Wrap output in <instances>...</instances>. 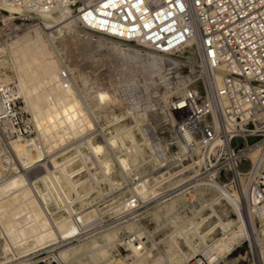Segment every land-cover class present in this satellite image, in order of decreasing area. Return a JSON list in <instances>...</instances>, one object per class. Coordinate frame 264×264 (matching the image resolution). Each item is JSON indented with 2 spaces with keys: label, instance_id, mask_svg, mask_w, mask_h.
<instances>
[{
  "label": "bare ground",
  "instance_id": "1",
  "mask_svg": "<svg viewBox=\"0 0 264 264\" xmlns=\"http://www.w3.org/2000/svg\"><path fill=\"white\" fill-rule=\"evenodd\" d=\"M74 10L43 2V39L40 33L19 38L8 50L38 130V142L33 145L39 144L43 151V209L25 172L27 161L38 159L39 152L14 143L15 173L0 184V234L6 241L5 251L19 259L31 250L48 248L43 264H189L198 253L208 264H230L228 257L247 240L255 260L252 264H264V230L252 219L249 222L236 199L216 184L213 190L197 188L171 197L97 234L85 233L108 212L129 211L127 199L110 196L123 185L127 197L148 201L159 194L157 178L145 176L132 182L142 174L140 162L150 145L145 126L168 118L165 106L171 96L189 91L200 94L201 81L209 75L192 41L174 52L155 51L141 42H124L85 28ZM21 12L0 4L5 20L16 19ZM56 33H64L66 39L67 33L74 50L90 58V73L101 63L107 80L86 75L76 60L67 61L73 51L67 54L64 42L57 44ZM188 47L197 58H187L190 73L184 75L180 55ZM131 72L137 75L127 79ZM182 172L170 173L163 187L181 182ZM99 198L104 207L94 205ZM148 216L155 231L168 225L170 232L156 238L145 223ZM78 231L77 244L66 245V238ZM121 247L126 250L124 255L119 252Z\"/></svg>",
  "mask_w": 264,
  "mask_h": 264
},
{
  "label": "built area",
  "instance_id": "2",
  "mask_svg": "<svg viewBox=\"0 0 264 264\" xmlns=\"http://www.w3.org/2000/svg\"><path fill=\"white\" fill-rule=\"evenodd\" d=\"M43 2L74 7L85 28L124 42H141L155 51L174 52L192 41L209 75L201 81L200 94L171 96L165 106L168 118L145 126L150 145L140 162L142 174L132 182L157 178L159 194L148 201L128 196V212L108 213L85 233L97 234L171 197L197 188L213 190L215 184L226 188L248 221L263 231L264 0H0L31 16L43 14ZM8 78L0 75V184L15 173L13 144L33 148L38 142V130L22 109L12 70ZM34 166L25 172L43 209V165ZM177 170L183 171L181 182L163 187ZM33 257L23 264H36ZM189 264L208 263L198 255Z\"/></svg>",
  "mask_w": 264,
  "mask_h": 264
},
{
  "label": "rangeland",
  "instance_id": "3",
  "mask_svg": "<svg viewBox=\"0 0 264 264\" xmlns=\"http://www.w3.org/2000/svg\"><path fill=\"white\" fill-rule=\"evenodd\" d=\"M41 21L43 22V19L41 18V16H31V15L24 14L22 12H21V14H19V15L16 16V19L15 18H12V19H6L5 20L2 17V14L0 13V49H3L5 51V53L2 52L0 54V72H1L0 75H2L4 77L7 76V79H9L8 78L9 71L12 70V73H13L14 78H15V83L18 85L19 94H20V96L22 98V102H21L22 109L29 116H31L32 119H33V114H32V112L30 110H28L26 108V102H25V99H24V96H23V91H22V88H21V84H20L19 78L17 76V72H16L15 66L13 68V65H15L14 64L15 61L9 56L10 54H9L8 50L10 48V45L15 40H17L19 38H25L26 36L35 37V35L37 33H40V36H42V39H43V31H42L43 23ZM62 34H57L56 33V36H57L56 41L58 42L57 44L60 46L64 42L63 43V46L66 47V50L68 51L67 54H69L70 51H73V52H70L72 54V58L73 57L77 58V59H75V58L72 59L71 57H69L71 61L69 60V58L68 59L66 58L67 61H69V62L72 63L74 60H76V61H78L77 62L78 65L82 68L81 70H84L83 72L86 75L92 74L94 77H97L101 82H102V80L103 81L107 80V78H106L107 77V71L105 70V67L103 66L101 68L100 67L101 65H98V64H101V63L98 62V64H95V66H94L95 69H97V71L90 73V71L92 70L91 67L93 66V65L90 64V61H89L90 58L87 57L86 55H79V50H74V48H76V46L73 45V43H72L73 40L70 39V36L67 33H65V35H67V39H66V36H64V33H62ZM59 41H61V42H59ZM65 42H66V46H65ZM69 43L71 44V46L69 45ZM77 55H79V57H77ZM192 56L194 57V59L197 58V55H196L194 49H192L191 47H188L186 49V53L180 55V58L184 61V64H183V67H182V72H183L182 74H184V75H188L190 73V62H189V59H187V58L188 57H192ZM99 57L101 58V56H97L96 58H99ZM78 59H80V60H78ZM81 61H82V63H81ZM83 61H85V62H83ZM81 65L85 66V68H83V66H81ZM86 66H88V67L90 66V67L88 68ZM127 74L129 76H127ZM127 74H126V76L128 77L127 79H130L132 76H133L132 78H134V76L137 75V74L132 73V72L131 73H127ZM113 77L114 78L115 77L117 78L116 75H114ZM88 91L89 90L87 89V92ZM233 144L234 145L240 144V141H234ZM33 148H35V150L39 152L38 154H39L40 157L38 159H35V160L32 159V158H30L27 161L25 168H29V166L31 168H33V167H35L34 164H37L38 162H40V161L43 160V151L39 147V144L33 145ZM17 154H18V156H20V154L18 152H17ZM20 160H21V156H20ZM37 160H40V161H37ZM42 163H43V161L40 162V164H42ZM41 170H43V167H41ZM124 191H126V188L125 187L123 189L119 190L114 196L117 197V198H119V199H122V198L125 199L127 197L126 196L127 193H122ZM107 200H109V199H107ZM119 202H121V201H119ZM107 204L108 203H106V205ZM94 205L95 206H99V207H104L105 206V204H103V201H101L100 198L96 200V202L94 203ZM108 213L111 214L110 212H108ZM112 215H118V214H112ZM145 223L148 225V227H150L151 231L152 230L155 231L156 225H155L154 221H152L150 219L149 216L146 218ZM155 232H156L155 233L156 236H158L156 238L162 239V238H164L168 234V232H170V226H168V225H165V227L162 226V228H160L158 231L156 230ZM76 235H72L70 237L68 236L66 238V243L67 244L66 243L65 244L66 245H75V244H77V242H78L77 240L80 239L81 234L78 231V233ZM1 236L2 235L0 234V264H17L20 260L27 259V258H29L31 256H34L33 257V260L35 261L36 264H43L41 262V260L44 259V257H46L48 255V248H44L41 251L40 250L39 251H36V250L35 251H32L31 250L30 252L27 253L29 255H27L25 257H20L19 259H15L14 255H12L13 253L11 251H5L3 245H5L6 241H5V238L3 236L2 237ZM218 236H221L220 232H219V235ZM72 237L76 238V240L75 241H72ZM142 237H143V240L144 241L147 240L144 236H142ZM149 244H150V242H149ZM61 245H58L57 247H60ZM41 252H43V254H40L39 255V253H41ZM119 252L122 255H124L126 253V250H124V248L121 247V248H119ZM198 255H200V254L198 253L194 257H198ZM228 258H230V259H227V261H230V264H232L231 263L232 260H237V262L239 261L238 264H252V263L255 262L254 256H252V249H251V247L248 245L247 242H244V241L241 244H239V246L236 247V249L232 252V254Z\"/></svg>",
  "mask_w": 264,
  "mask_h": 264
},
{
  "label": "water",
  "instance_id": "4",
  "mask_svg": "<svg viewBox=\"0 0 264 264\" xmlns=\"http://www.w3.org/2000/svg\"><path fill=\"white\" fill-rule=\"evenodd\" d=\"M249 141L251 142V141H253V139H249Z\"/></svg>",
  "mask_w": 264,
  "mask_h": 264
},
{
  "label": "snow or ice",
  "instance_id": "5",
  "mask_svg": "<svg viewBox=\"0 0 264 264\" xmlns=\"http://www.w3.org/2000/svg\"><path fill=\"white\" fill-rule=\"evenodd\" d=\"M105 7H107V5H104Z\"/></svg>",
  "mask_w": 264,
  "mask_h": 264
}]
</instances>
